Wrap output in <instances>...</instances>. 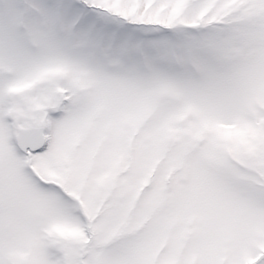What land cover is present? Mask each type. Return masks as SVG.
Instances as JSON below:
<instances>
[{"label":"snow or ice","instance_id":"1","mask_svg":"<svg viewBox=\"0 0 264 264\" xmlns=\"http://www.w3.org/2000/svg\"><path fill=\"white\" fill-rule=\"evenodd\" d=\"M0 264H264V0H0Z\"/></svg>","mask_w":264,"mask_h":264}]
</instances>
